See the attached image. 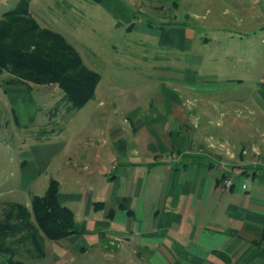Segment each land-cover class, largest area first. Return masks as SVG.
<instances>
[{
  "label": "rangeland",
  "instance_id": "374dc122",
  "mask_svg": "<svg viewBox=\"0 0 264 264\" xmlns=\"http://www.w3.org/2000/svg\"><path fill=\"white\" fill-rule=\"evenodd\" d=\"M16 2L0 0V15ZM28 6L40 27L74 46L99 82L92 99L72 110L53 84L10 85L4 94L0 85V220L12 202L30 206L50 178L58 182L59 201L72 209L76 230L85 218L101 217L91 203L130 194L136 185L117 148L135 143L141 150L145 135L132 138L129 124L136 120L123 118L148 107L159 90L175 94L169 83L184 79L201 97L208 92L233 101L230 110H240L231 111L229 123L218 118L221 137L231 129L239 145L245 132L264 137V0H29ZM117 130L122 136L113 142L110 132ZM108 148L118 163L108 160ZM20 236L7 240L23 263L47 264L53 241L43 237L39 255Z\"/></svg>",
  "mask_w": 264,
  "mask_h": 264
},
{
  "label": "crops",
  "instance_id": "0c3cea01",
  "mask_svg": "<svg viewBox=\"0 0 264 264\" xmlns=\"http://www.w3.org/2000/svg\"><path fill=\"white\" fill-rule=\"evenodd\" d=\"M194 84L169 83L175 94L159 90L148 107L123 118L136 120L129 124L132 138L145 135L141 150L135 143L117 148L135 189L104 201L101 217L85 218L81 230L53 240L47 264H264V137L245 132V145L233 129L221 137L218 118L229 123L240 109L208 92L201 97ZM0 85L3 94L10 86ZM118 134L110 132L113 142ZM110 151L103 152L114 165Z\"/></svg>",
  "mask_w": 264,
  "mask_h": 264
},
{
  "label": "trees",
  "instance_id": "16d2710c",
  "mask_svg": "<svg viewBox=\"0 0 264 264\" xmlns=\"http://www.w3.org/2000/svg\"><path fill=\"white\" fill-rule=\"evenodd\" d=\"M99 1V0H94ZM29 0H17L15 8L0 15V78L3 85H55L67 109L83 107L92 99L99 75L82 64L81 56L61 33L40 27L28 14ZM132 28V23L127 26ZM58 182L50 178L41 194L30 197V206L12 202L0 220V264H24L7 238L22 233L18 240L31 242L42 253V238L64 239L76 233L75 215L58 199ZM104 202L91 203L94 211ZM109 214L111 211L109 210ZM40 234V235H39Z\"/></svg>",
  "mask_w": 264,
  "mask_h": 264
},
{
  "label": "built area",
  "instance_id": "2783aa9c",
  "mask_svg": "<svg viewBox=\"0 0 264 264\" xmlns=\"http://www.w3.org/2000/svg\"><path fill=\"white\" fill-rule=\"evenodd\" d=\"M221 188L227 190L232 186V181L229 178H223ZM244 188V186L242 185Z\"/></svg>",
  "mask_w": 264,
  "mask_h": 264
}]
</instances>
